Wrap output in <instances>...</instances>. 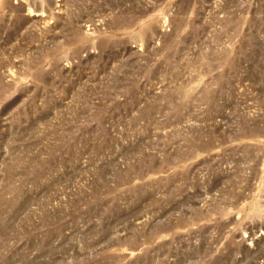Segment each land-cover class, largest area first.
Instances as JSON below:
<instances>
[{"label": "rangeland", "instance_id": "rangeland-1", "mask_svg": "<svg viewBox=\"0 0 264 264\" xmlns=\"http://www.w3.org/2000/svg\"><path fill=\"white\" fill-rule=\"evenodd\" d=\"M0 264H264V0H0Z\"/></svg>", "mask_w": 264, "mask_h": 264}, {"label": "bare ground", "instance_id": "bare-ground-1", "mask_svg": "<svg viewBox=\"0 0 264 264\" xmlns=\"http://www.w3.org/2000/svg\"><path fill=\"white\" fill-rule=\"evenodd\" d=\"M8 3H9V1H8Z\"/></svg>", "mask_w": 264, "mask_h": 264}]
</instances>
